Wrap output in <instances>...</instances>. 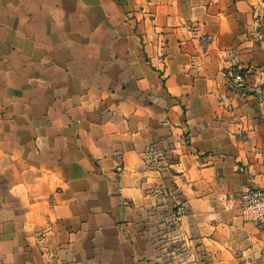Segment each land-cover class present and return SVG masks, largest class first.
<instances>
[{"label":"crops","instance_id":"1","mask_svg":"<svg viewBox=\"0 0 264 264\" xmlns=\"http://www.w3.org/2000/svg\"><path fill=\"white\" fill-rule=\"evenodd\" d=\"M253 187L264 0H0V264H264Z\"/></svg>","mask_w":264,"mask_h":264},{"label":"built area","instance_id":"2","mask_svg":"<svg viewBox=\"0 0 264 264\" xmlns=\"http://www.w3.org/2000/svg\"><path fill=\"white\" fill-rule=\"evenodd\" d=\"M251 71L252 67H246L229 70L227 73L229 89L240 99L251 96V89L247 83ZM239 201L243 220L255 224L264 231V187L246 189L240 193Z\"/></svg>","mask_w":264,"mask_h":264}]
</instances>
